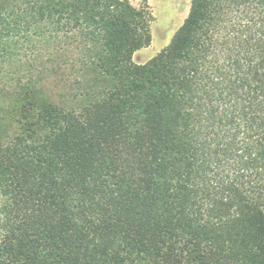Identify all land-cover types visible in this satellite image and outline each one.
Returning a JSON list of instances; mask_svg holds the SVG:
<instances>
[{
    "label": "trees",
    "instance_id": "obj_1",
    "mask_svg": "<svg viewBox=\"0 0 264 264\" xmlns=\"http://www.w3.org/2000/svg\"><path fill=\"white\" fill-rule=\"evenodd\" d=\"M153 19L0 0V264H264V0H192L137 63ZM73 35L68 91L40 48Z\"/></svg>",
    "mask_w": 264,
    "mask_h": 264
},
{
    "label": "rangeland",
    "instance_id": "obj_2",
    "mask_svg": "<svg viewBox=\"0 0 264 264\" xmlns=\"http://www.w3.org/2000/svg\"><path fill=\"white\" fill-rule=\"evenodd\" d=\"M131 2L137 7L148 5L154 16L151 24L152 42L149 46L138 50L133 58L137 63H145L169 45L176 31L187 18L192 0H131ZM49 33L52 37H60L61 35L60 32L58 33L54 30ZM77 37L73 35L66 42L62 40L63 42L60 43L53 42L55 38L50 37V48L48 49L46 46L45 48L43 46L40 48L41 54L55 59L56 63L59 64L60 72L62 73L61 77L67 84L68 91L76 89L77 86L75 85L79 81V75L83 69L79 60L77 61L81 54L79 49L82 38L79 39ZM24 53L26 58L33 57V52L30 49Z\"/></svg>",
    "mask_w": 264,
    "mask_h": 264
}]
</instances>
